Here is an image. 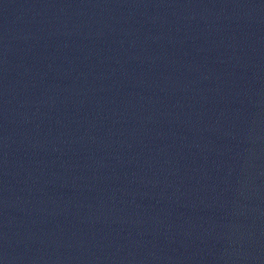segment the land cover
<instances>
[{
	"label": "water",
	"instance_id": "95a60500",
	"mask_svg": "<svg viewBox=\"0 0 264 264\" xmlns=\"http://www.w3.org/2000/svg\"><path fill=\"white\" fill-rule=\"evenodd\" d=\"M0 264H264V133L0 136Z\"/></svg>",
	"mask_w": 264,
	"mask_h": 264
}]
</instances>
